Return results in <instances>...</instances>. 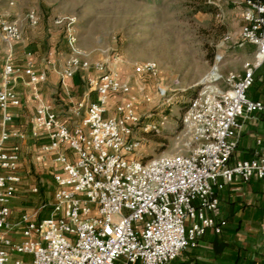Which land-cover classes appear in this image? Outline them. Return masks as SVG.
I'll use <instances>...</instances> for the list:
<instances>
[{"label":"built area","instance_id":"obj_1","mask_svg":"<svg viewBox=\"0 0 264 264\" xmlns=\"http://www.w3.org/2000/svg\"><path fill=\"white\" fill-rule=\"evenodd\" d=\"M243 5L240 36L255 47L253 59L241 75L228 78L227 88L198 92L188 102L180 119L198 143L155 156L143 153L138 133L158 131L167 117L145 121L153 113L141 110L154 102L167 104L173 84L161 79L156 60L136 63L123 74L118 54L107 60L91 58L78 47L76 31L69 26L72 54L60 78L65 83L78 69H93L87 79L90 92L69 108L66 119L35 92L29 125L34 136L45 133L50 139L43 151L53 157L56 188L47 215L43 211L48 205L43 204L16 220L11 201L22 181L21 145L11 141L25 138L26 131L11 125L12 109L22 104L13 80L25 73L37 85L48 74L31 59L20 68L8 53L0 83V264H169L198 246L207 231L222 232L226 222L213 215L219 192L236 178L264 179V152L231 162L242 119L264 115V101L248 95L264 67V0H244ZM28 19L36 26L40 16L31 10ZM63 22V16L56 17V24ZM21 38L18 21L0 14V40L12 48ZM113 96L118 100L109 114Z\"/></svg>","mask_w":264,"mask_h":264},{"label":"rangeland","instance_id":"obj_2","mask_svg":"<svg viewBox=\"0 0 264 264\" xmlns=\"http://www.w3.org/2000/svg\"><path fill=\"white\" fill-rule=\"evenodd\" d=\"M241 1L0 0V14L18 21L22 29V38L13 42L15 62L20 67L26 60L23 52L29 49L37 51L38 62L43 61L50 48L56 50L57 68L67 62L72 54L66 37L69 26L76 31L78 47L91 58L107 60L118 54L123 74L130 72L136 63L156 60L161 79L173 84V89L168 91L167 104L160 107L154 102L141 110L153 113L145 121H156L162 114L167 117L166 124L158 131L142 133L140 129L138 133L143 137V153L155 156L186 151L198 143L199 138L193 130L184 127L180 119L188 102L198 92L217 93L227 88L231 81L228 78L241 75L245 63L253 59L251 44L240 36ZM31 10L40 16L36 26L28 19ZM57 16H63L64 22L56 24ZM3 43L0 40V73L7 50ZM94 73L93 69H78L72 77L66 78L79 84L69 94L75 102L84 96L87 79ZM51 74L49 81L41 84L42 88L58 110L65 113L75 102L61 99L65 90L62 80L57 73ZM24 129L26 137L32 138L30 125ZM30 145L25 146L22 181L11 201L16 219L43 204L48 205L43 211L47 215L56 188L51 157H44ZM35 186L38 191L33 190ZM22 257L33 258L32 254H22Z\"/></svg>","mask_w":264,"mask_h":264},{"label":"crops","instance_id":"obj_3","mask_svg":"<svg viewBox=\"0 0 264 264\" xmlns=\"http://www.w3.org/2000/svg\"><path fill=\"white\" fill-rule=\"evenodd\" d=\"M243 2L244 0L241 1L242 24L244 22ZM3 44L7 48L6 54L4 55V63L9 52H12L15 61L16 47L12 46V48H10L6 43ZM251 46L253 48V54L255 47L253 45ZM23 53L26 60L22 67L19 66L20 68L24 69L27 61L31 59L35 68L39 71L48 68V71L46 70L48 77L46 81L37 85L30 84L28 82V76L25 73L17 75L13 80V85L20 95L22 104L12 109V127L25 130L24 128L28 126L29 120L35 113L37 105V100L35 98L36 91H39L45 100L52 102L61 118L66 119L68 111L63 113V110H58L57 104L49 100L45 95V91L41 84L49 81V74L52 77L51 72L53 74L57 73L56 75L61 79L59 71L66 66L67 62L57 68L55 58L56 50L54 48H50L46 56L42 58L44 62H38V53L36 50H24ZM42 63H44V66H42ZM15 64L18 66L16 62ZM3 66L4 64L2 65V71ZM2 71L0 73V83L2 82ZM256 75L260 82L264 80V67L260 68ZM50 81L53 82L51 79ZM38 85H40L39 88ZM61 86L65 89L64 92H62L64 96H61V99L64 98L74 101L73 98L69 96L70 90H73V88L79 86V84L70 78L67 79L65 83H62ZM89 92L90 90L88 87L83 95L85 96ZM251 97L256 100L264 101V82L261 83L256 93H252ZM117 100L116 96L112 97L109 114L114 113ZM70 123H72V121H70ZM11 142H19L21 145L20 174L26 144H31L30 146L42 152L44 157L49 155L53 161L52 155L46 154L43 151V145L50 142V139L45 133H40L38 136L33 135L32 138H15ZM258 152H264V115L255 113L242 119L237 148L232 156L231 162L235 163L237 160L251 159L255 157ZM67 153L71 157L74 155L70 149L67 150ZM219 193V207L213 215L218 221L226 222L222 232L216 233L213 230L207 231L200 239L198 246L185 250L169 264H264V179L243 181L236 178L232 182L226 184ZM13 219L16 220L14 212Z\"/></svg>","mask_w":264,"mask_h":264},{"label":"trees","instance_id":"obj_4","mask_svg":"<svg viewBox=\"0 0 264 264\" xmlns=\"http://www.w3.org/2000/svg\"><path fill=\"white\" fill-rule=\"evenodd\" d=\"M211 58H212V56H210ZM259 80H258V77H257V75H256V77H255V81L253 82V84H252V86L249 88V90H248V95H249V97H251V95H252V93L254 94V93H256V91L260 88V86H261V83H259L258 82ZM252 98V97H251ZM117 264H118V262H117Z\"/></svg>","mask_w":264,"mask_h":264},{"label":"bare ground","instance_id":"obj_5","mask_svg":"<svg viewBox=\"0 0 264 264\" xmlns=\"http://www.w3.org/2000/svg\"><path fill=\"white\" fill-rule=\"evenodd\" d=\"M216 72V71H215Z\"/></svg>","mask_w":264,"mask_h":264}]
</instances>
